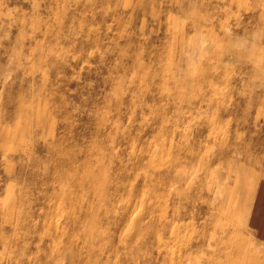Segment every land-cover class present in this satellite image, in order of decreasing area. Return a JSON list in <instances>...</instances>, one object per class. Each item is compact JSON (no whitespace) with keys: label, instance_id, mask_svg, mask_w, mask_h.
Wrapping results in <instances>:
<instances>
[{"label":"rangeland","instance_id":"obj_1","mask_svg":"<svg viewBox=\"0 0 264 264\" xmlns=\"http://www.w3.org/2000/svg\"><path fill=\"white\" fill-rule=\"evenodd\" d=\"M0 264H264V0H0Z\"/></svg>","mask_w":264,"mask_h":264}]
</instances>
